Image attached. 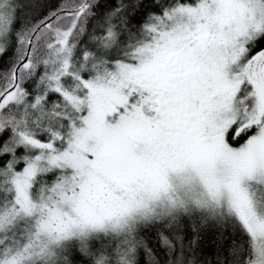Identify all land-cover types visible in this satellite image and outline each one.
<instances>
[{"label":"snow or ice","instance_id":"snow-or-ice-1","mask_svg":"<svg viewBox=\"0 0 264 264\" xmlns=\"http://www.w3.org/2000/svg\"><path fill=\"white\" fill-rule=\"evenodd\" d=\"M0 264H264V0H0Z\"/></svg>","mask_w":264,"mask_h":264},{"label":"trees","instance_id":"trees-1","mask_svg":"<svg viewBox=\"0 0 264 264\" xmlns=\"http://www.w3.org/2000/svg\"><path fill=\"white\" fill-rule=\"evenodd\" d=\"M205 248L207 249L208 252L212 251V241L210 237L205 242Z\"/></svg>","mask_w":264,"mask_h":264}]
</instances>
